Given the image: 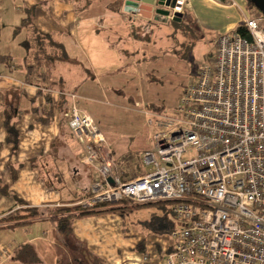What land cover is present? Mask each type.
I'll use <instances>...</instances> for the list:
<instances>
[{
	"label": "built area",
	"instance_id": "1",
	"mask_svg": "<svg viewBox=\"0 0 264 264\" xmlns=\"http://www.w3.org/2000/svg\"><path fill=\"white\" fill-rule=\"evenodd\" d=\"M187 8L188 0H176L169 16ZM244 22L251 37L219 35L175 114L145 111L158 127L155 149L141 155L150 171L115 174L104 133L72 94L69 126L83 144L81 161L95 169L75 205L171 201L179 224L166 264H264V26L252 14ZM12 250L1 245L0 255Z\"/></svg>",
	"mask_w": 264,
	"mask_h": 264
},
{
	"label": "crops",
	"instance_id": "2",
	"mask_svg": "<svg viewBox=\"0 0 264 264\" xmlns=\"http://www.w3.org/2000/svg\"><path fill=\"white\" fill-rule=\"evenodd\" d=\"M13 1L15 0H0V55H11L9 59L0 60V181L10 189L9 194L0 192L1 202H5L2 212H0V218L15 209L28 206L41 208L45 213L36 220L52 221L57 236L63 240L64 236L60 234L57 223L52 219L55 216V209L75 205L82 197L86 196L94 180L95 172L92 165L81 161L84 151L83 144L69 126L65 110L74 99L81 109L95 119L104 133L108 151L111 154L113 165H115V174L128 178L151 170V167L146 169L141 166L139 151L124 150L123 148L118 150L120 146H116L112 142L117 139L111 137L110 132L114 133L116 129L112 128L109 119L112 116L109 113L91 114L82 104L83 100H94L92 91L98 92V87L91 85L88 81H94L95 77L99 75L98 72L107 73L111 69L106 62L112 56L109 53L108 45L98 43L97 38L100 34L93 35V37L86 35L84 41L87 42L88 55L79 45L82 42L78 46L71 45L70 37H66L68 30L64 23L69 21L71 11L89 9L93 4H103L102 7H96L91 12H94L96 16L98 13L110 14L111 23L115 22L118 25L120 20H125L128 23L133 20L138 21L140 27L137 28L134 25L131 29L134 31L137 28V31L134 32L135 35L147 32L148 23L139 19L141 16L139 13H127L123 7V12L119 11L116 6H113V3H118V0H56L54 11L57 13V22H54L52 13H48L49 19L44 17L46 11L40 13L42 14L40 17L38 15V3L49 5L51 0H29V5L25 8L23 15L12 7ZM212 8L227 11L226 23L221 29L222 33L235 29L253 12L249 9L247 0H231L227 3L216 0H188L187 12L195 13L197 18L202 20V17L212 16ZM50 10L48 8V12ZM26 18H29L30 21L24 28L28 32L21 34L22 37H19L15 44H10L9 37L4 33V25L9 23L16 29ZM157 19L160 18L157 17ZM73 20L80 21L77 14L73 16ZM33 28L42 33L52 34L56 40L66 46L70 54L77 60L73 63L49 64V71H47L49 75L45 82L53 87L54 118L48 125L39 122L38 113L33 110L36 105L42 103V98L38 96L39 87L37 85L40 78L34 76L32 82L26 80V67L31 62L26 64L24 61L27 50L23 43L30 38ZM108 33L105 38L117 40L120 38L113 30ZM113 44L124 61V65H120V70L125 69L124 73L126 74L128 66L124 59L129 57V50L124 47L120 48L114 42ZM134 44L136 42H133V46ZM109 46L111 47L112 44ZM86 60L89 63H86ZM72 94L76 95L74 99ZM9 113L14 117L13 126L19 136L16 146L8 139V130L5 127L6 116ZM100 119L107 122L106 126L101 125ZM14 147L16 148L14 149ZM149 149L145 148V150ZM118 164L128 165L130 174L126 171L122 174L119 173ZM131 165L134 166L131 167ZM110 179L112 178H109V181L112 182ZM115 204L117 207L126 208L138 206L127 201ZM153 204H157L164 213L161 214L163 216H159L157 212L153 214L158 215L156 217L158 225L162 226L163 230L169 234L166 245L162 244L163 238L152 239L148 233L138 232L127 225L124 212L90 214L75 218L72 221L71 234L64 237L72 241L70 248L69 244L63 240L67 245V250L75 256L74 259L72 258L74 262L76 264H93L92 256L94 255L102 258L103 264H166L162 258L174 247L175 239L172 231L178 225H172L170 217L164 216L165 213H168L176 219L171 201ZM18 225L0 229V233L7 232L5 235H1L0 247L1 245L13 247L12 258L19 244L32 243L42 259L34 239H41L48 243L47 235L41 234L35 237L24 235L17 238L15 235L13 236L15 233L13 227ZM156 228H158L157 225L152 226V229ZM46 247L49 248V245ZM140 253L143 256L142 260ZM150 256L152 259H149ZM11 258L8 261L5 259V261L0 255V262L3 259L4 264H19L12 262Z\"/></svg>",
	"mask_w": 264,
	"mask_h": 264
},
{
	"label": "rangeland",
	"instance_id": "3",
	"mask_svg": "<svg viewBox=\"0 0 264 264\" xmlns=\"http://www.w3.org/2000/svg\"><path fill=\"white\" fill-rule=\"evenodd\" d=\"M55 1L51 0L49 5L38 3L39 17L42 15L40 13L46 11L44 17L49 19V14L52 13L54 22H57V13L54 11ZM11 5L23 15L25 8L29 5V0H15ZM102 6L103 4H93L89 9L71 11L69 21L64 23L68 30L66 37H70L71 45L78 46L82 42L79 45L89 55L84 37L100 34L97 38L98 43H106L109 53L112 55L111 59L106 61L111 69L107 73L98 72L99 75L95 77L94 81H88L91 85L98 87L97 93L92 91L94 100H83L82 104L91 114L109 113L112 116L109 118L110 123L116 131L110 133L111 137L117 139L112 142L116 146H120L119 149L117 148L118 150L123 148L124 150L139 151V154L142 155L145 148L155 149L153 135L157 131L155 127L148 124L151 116L145 111L151 107L166 114L177 112L187 85L192 79L197 78L203 63L211 61L216 52L217 39L222 34L221 29L226 23L227 11L212 8V16L202 17V20H199L195 13L189 12L178 28L172 22H168V19L156 20L155 17L148 18L141 15L139 19L148 23V30L146 34L141 32L139 35H135V30L137 31V28L140 27L138 21L133 20L128 23L125 20H120L117 25L115 22H110V14L98 13L96 16L94 12H91L92 9ZM48 8L49 10L53 8V10L48 12ZM255 12L262 15L258 8H254L251 14L254 15ZM185 13H187V9ZM75 14L79 17V22L73 20ZM134 25L137 28L131 31ZM14 29L9 23L4 25V33L9 37L10 44H15L17 39L22 37L21 34L28 32L27 29H23L21 32L15 33ZM110 30L115 31L120 38L118 40L105 38ZM113 42L120 48L124 47L129 50V57L124 59L128 66L126 74L124 73L125 69L120 70L124 61L120 58V53ZM133 42H136L134 46ZM109 44L112 46L110 47ZM86 63L89 61L86 60ZM100 122L102 126H106V121L100 119ZM140 164L142 167L150 169L143 164L142 160ZM117 166L119 173L122 174L126 171L130 174L128 165L118 164ZM133 166L131 165V167ZM4 204L5 202H1L0 197V212H2ZM154 212H157L159 216L164 214L157 204L125 208V221L127 225L138 232L148 233L152 239L163 238L162 244L166 245L169 234L163 230L162 226L158 225L156 219L158 215L153 214ZM164 216L170 217L172 225H178L179 222L170 214L165 213ZM153 225H157L158 228L152 229ZM13 229L16 233L12 232L13 236L15 235L17 238L24 235L30 237L47 235L48 243L41 239H34L45 264H76L73 260L75 256L67 250L66 245L68 243L71 248L72 241L62 236L65 243L59 238L52 221L36 220L33 223L15 226ZM6 233H0V238ZM44 243H47L49 248ZM9 258L6 260L8 261ZM142 258V253H140V259L142 260ZM149 259H152V256ZM1 263L3 262L1 261Z\"/></svg>",
	"mask_w": 264,
	"mask_h": 264
},
{
	"label": "trees",
	"instance_id": "4",
	"mask_svg": "<svg viewBox=\"0 0 264 264\" xmlns=\"http://www.w3.org/2000/svg\"><path fill=\"white\" fill-rule=\"evenodd\" d=\"M216 1H219L221 3H227L230 2L231 0H216ZM247 3L250 10H254V8H257L255 4L252 2V0H247ZM123 4H124V0H118V3H113V6L114 7L116 6L119 11L123 12L122 10ZM188 13L189 12L183 13V16L180 21L174 20L173 17L171 16H158V18L168 19V22H172L178 28L180 23L185 20V17ZM254 15L256 17H260L263 19V26H264L263 13H262L263 16L258 14L257 12H255ZM28 23H30L29 18L24 19V21L16 27L15 33L21 32L26 27V25H28ZM234 30L240 32L246 37H251L245 22L239 23ZM144 34H146V32H144ZM23 44L27 50L24 61L26 64L31 62V64L27 65L26 67V80L28 82H32L34 76L40 78V82H38L37 85L39 87L38 96L42 98V103L36 105L33 108V110L38 113L39 122L48 125L52 123L54 118V106L52 103L53 87L49 83L45 82V79H48V75H49L47 73V71H49V64L56 62L73 63L77 60L76 57L70 54L66 46L59 40H56L52 34L42 33L41 31H36V29L34 30V28L30 32V38L26 39ZM9 58H11V55H0L1 61ZM70 106L66 108L65 110L66 113L69 111ZM147 111H149L150 113H164L163 111H158L156 108H151V107L148 108ZM13 118L14 117L11 113H9L6 116L5 127L8 130V139L10 140V142H13L14 145L16 146L19 136H18V132L14 129ZM67 118L69 121V116ZM150 126H153L156 128V130H158V127L154 125H150ZM15 148L16 147H14V149ZM0 192L3 194L10 193L9 187L3 184L1 181H0ZM155 203H162V201ZM115 205L110 203H101L92 209H82L78 205L57 207L55 209V216H53L52 219L57 223L60 234L63 235L64 237H68L72 232V221L75 218L90 214L104 213V212H118V213L124 212L123 209L126 207H117ZM135 205L139 206V205H147V204H135ZM44 213L45 212L38 207L28 206L20 209H15L0 218V229L18 224L32 223L34 220L44 215ZM92 258H93V264H103L104 262L102 258L96 257L94 255L92 256ZM11 261L19 264H45L38 255L32 243L19 244L14 252L13 257L11 258Z\"/></svg>",
	"mask_w": 264,
	"mask_h": 264
},
{
	"label": "water",
	"instance_id": "5",
	"mask_svg": "<svg viewBox=\"0 0 264 264\" xmlns=\"http://www.w3.org/2000/svg\"><path fill=\"white\" fill-rule=\"evenodd\" d=\"M176 0H124L123 9L127 13H139L143 17L169 16ZM264 15V0H252ZM183 14L176 12L173 19L180 21ZM112 181V179H110Z\"/></svg>",
	"mask_w": 264,
	"mask_h": 264
}]
</instances>
